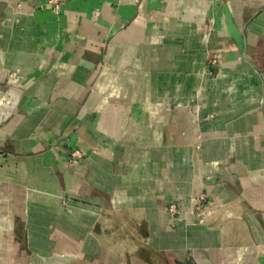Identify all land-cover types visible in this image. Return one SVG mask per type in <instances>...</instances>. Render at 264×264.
I'll return each mask as SVG.
<instances>
[{
	"label": "crops",
	"instance_id": "crops-1",
	"mask_svg": "<svg viewBox=\"0 0 264 264\" xmlns=\"http://www.w3.org/2000/svg\"><path fill=\"white\" fill-rule=\"evenodd\" d=\"M54 1L0 0V264H264V0Z\"/></svg>",
	"mask_w": 264,
	"mask_h": 264
},
{
	"label": "built area",
	"instance_id": "built-area-1",
	"mask_svg": "<svg viewBox=\"0 0 264 264\" xmlns=\"http://www.w3.org/2000/svg\"><path fill=\"white\" fill-rule=\"evenodd\" d=\"M50 4H52L56 10H58L59 6L57 1L50 0ZM79 152L74 150L71 153L72 158L74 159L78 156ZM75 161V159L73 160ZM205 205H206V194L202 193L198 197L193 200L191 212L196 216V222L199 224H203L205 222ZM168 213L176 220H183L182 208L178 207L176 203H171L167 209Z\"/></svg>",
	"mask_w": 264,
	"mask_h": 264
}]
</instances>
